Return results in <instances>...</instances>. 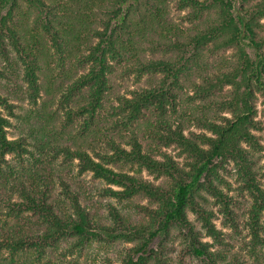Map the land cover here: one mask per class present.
<instances>
[{
  "label": "trees",
  "instance_id": "16d2710c",
  "mask_svg": "<svg viewBox=\"0 0 264 264\" xmlns=\"http://www.w3.org/2000/svg\"><path fill=\"white\" fill-rule=\"evenodd\" d=\"M19 1L0 0V41L4 42L5 28L11 38L15 39V30L8 26V20ZM26 1L40 14L44 13L43 9H47L55 17L58 6H55L54 0H50V5L46 0ZM73 1L79 4L80 9L83 5L89 9L96 2ZM103 1L109 2L105 28L103 31H94L93 35L99 38V42L91 44L89 54L81 57L84 59H81V63L91 65L89 71L72 86L73 91L87 90L86 103L80 106L79 111L89 115L92 120L97 111L104 107L102 102L111 90L109 76L114 72V63L132 61L127 68L134 71L138 79L145 74L162 73L164 80L150 90L135 92L132 98H120V106L112 108L113 115L118 117L114 127L123 126L131 131L129 140H126L129 150L112 140L109 144L113 152L102 154V161H99L82 149L72 150L66 146L58 148L65 161L73 163L78 160L79 176L91 173L95 181L110 187L90 186L72 175L69 169L67 173L57 176L65 198L54 204L50 202L56 187L54 173L47 168L38 169L41 163L38 158L32 164L22 166L25 183L16 186L14 194L6 201L0 194V236L3 235V239H0V264H42L44 260V264H87L77 259L68 261L67 254H62V258L57 254L50 255L58 253V248L64 244L67 252L73 255L74 248L82 251L93 241L115 247L111 251L115 261L110 264H172L170 251L174 248H166L163 243L169 239L171 242L175 240V230L179 231L188 249L202 264H239L238 261L234 262L237 258H233V262H220L218 255L208 249L209 244L201 241V238L207 236L220 242L222 235L213 224L215 213L208 210L209 199L201 192L205 191L218 201L228 223L235 222L236 215L231 209L232 198L215 184L223 180L221 173L227 171L226 165L230 163L237 165L244 189L253 197V205L249 208V226L254 245L252 253L264 262V250H256L259 244L264 246V236L261 235L264 231V188L261 187L248 149L259 146L253 134V130L260 129L256 120L259 97H262L264 103V0H177L175 7L178 10H192L185 19L195 25L194 32L185 41L181 28L169 20L167 0ZM7 5H11L10 12L7 17H2L1 11ZM134 13L140 15L139 20L132 18ZM88 19L86 15L80 21L81 30H89L84 25ZM48 25L49 31H54V47L60 49L58 30L51 22ZM68 26L69 32H72L73 22L70 18ZM81 30L76 33L78 38ZM154 32L160 34L163 42L152 44H159L157 49L163 48L166 54L178 53L177 60L170 57L169 60L145 61L139 57L144 51L136 49L135 39ZM170 35L175 40H170ZM125 36L127 39L124 40ZM14 42L16 46L18 43ZM44 47L38 53L41 58L23 48L21 60L24 64L28 63L26 78L32 95L38 94L41 87L38 85L36 71L40 68V60L46 61L43 58L47 55ZM157 49L153 46V53ZM229 51H232L231 56L225 57ZM127 56L130 58L127 59ZM194 71L199 73L202 83L192 79ZM183 81L191 84L197 98L211 99L207 109L216 107L231 114L222 123L210 120L207 116L189 117L190 121L194 118L212 135L193 134L194 138H188L183 123L173 128L166 119L169 107L172 106V112H176L179 92L186 87ZM226 88L227 93L221 96ZM71 92L69 90L68 95ZM217 96H221V100L212 99ZM0 104L8 105V101L1 95ZM150 112L151 115L156 114L157 122L149 125L143 139L148 135L166 146L176 145L186 155L188 168L181 167L168 155L164 156V160H159L155 150H144L137 127L138 121ZM76 115L73 109L67 113L70 121ZM8 125V120L0 113V157L18 153L21 158L27 149L22 140L8 139ZM132 127L136 128V132L131 130ZM41 130L42 133L55 131L49 124ZM56 141L58 144L59 140ZM51 143L52 140L38 142L42 152ZM54 157L51 156L47 161L49 165ZM112 165L118 170L112 168ZM128 166L133 174L124 170ZM144 170L154 175L156 180L168 178L170 183L157 185L150 182L142 177ZM18 175L15 170H11V177L16 179ZM114 186L119 189H114ZM15 193L20 198L19 202L13 200ZM94 195L120 203L132 202L139 197L149 200L156 208L131 204L139 215H143L142 221L138 223L107 202L111 218L108 220L97 212H91L88 203L94 201ZM82 202L85 206H82ZM190 212L197 216L205 234L196 230L195 224L190 221ZM10 217L13 225L9 224ZM120 244L122 248H118ZM55 256L57 260L52 261L51 257Z\"/></svg>",
  "mask_w": 264,
  "mask_h": 264
},
{
  "label": "rangeland",
  "instance_id": "374dc122",
  "mask_svg": "<svg viewBox=\"0 0 264 264\" xmlns=\"http://www.w3.org/2000/svg\"><path fill=\"white\" fill-rule=\"evenodd\" d=\"M167 1L169 2V20L173 25L181 28L183 31V41H185L186 37L194 32L195 25L185 19L192 10L180 11L175 7L177 0ZM54 2L55 6H58L55 17L51 16L47 9H43L44 13L40 14V11L36 10L29 1L20 0L12 12V17L8 20V26L15 30L14 40L18 44L14 46L15 42L6 28L4 29V42L0 41V95L8 101V105L0 104V113L9 122L6 128L8 139L12 141L22 140L23 146L27 149V152L22 153L21 158L18 153L8 154L4 158L0 157V194L5 201L9 196L14 194L16 186L19 187L20 184L25 183V176H23L24 173L21 171L23 170L22 166L26 167L32 164L35 161L34 159L37 158L41 161L37 167L38 169L47 168L54 173L56 187L50 198V202L54 204L58 200L65 198L57 176L65 172L67 173L69 169L72 170V175L82 181H86L90 186L98 185L99 187L108 188V184L95 181L91 173L79 176L78 160H74L73 163L65 161L63 155L59 154L58 148L66 146L72 150L82 149L92 158L99 161H102L100 157L102 154L106 152L111 154L113 152L111 144H109L112 140L129 150L130 146L126 145V140H129L131 131L126 130L123 126L119 128L114 127V122L117 121L118 117L113 115L112 108L120 106V98H132L135 92L150 90L164 80L162 73L145 74L141 79H138L137 74L134 71H129L127 68L132 61L126 60L123 63H114V72L109 76L111 90L102 102L104 107L99 109L95 118L91 120L89 115L79 111L80 106L86 103L85 96L87 90L73 91L72 86L81 76L89 71L91 65L81 63V59L84 60L81 57L89 54L91 44L99 42V38L94 37L93 33L96 30H104V22L108 18L106 9L109 8V2L96 0L95 6L91 5L89 9H85V5L81 6L83 8L80 9L79 4L73 0H54ZM46 3L50 5L51 1L46 0ZM59 4H61L60 7ZM10 9L11 5H7L1 11V16L7 17ZM86 15L89 16V19L84 25L89 30H81L80 21L84 20ZM69 18L73 22L72 32H69ZM132 18L139 20L140 15L134 13ZM49 22L58 30L59 42H61L60 49L54 47L52 40L54 31H49ZM79 30L82 33L78 35L80 36L78 38L76 33ZM65 31L68 33L66 34ZM168 38L175 40L171 35ZM125 39H127V36L124 37ZM135 40L136 49L144 51V53L139 54V57L145 61L169 60L170 57L173 60H177L178 58V53L166 54L163 48L157 49L159 44H152L153 42L162 41L159 33H147V36L137 37ZM153 46L157 49L156 53H153ZM24 47L28 51L37 54L39 58H41V54L38 53L41 52L42 47L47 52V55L43 57L46 61L40 60V68L36 71L38 85L39 87L41 86L36 95H32L29 81L26 78L28 63L24 64L21 60ZM231 52L226 53L225 57H230ZM128 58L130 56H127ZM192 79L198 83H202V79L197 71L193 72ZM184 83L186 87L184 91L179 92L180 98L176 103V112H172V106L169 107L166 119L173 125V128L178 127L180 122L183 123L185 136L188 138H194L193 134L212 135L211 131L200 126L194 118L190 121L189 117L207 116L210 120L222 123L224 118H230L231 114L227 111H221L216 107L207 109L211 99L197 98L191 84L188 82ZM69 90L72 91L70 95H68ZM227 90L228 88H226L221 96H224ZM221 96L212 99L221 100ZM256 107L258 112L256 120L260 129L253 130V134L257 137L259 146L255 148L248 147V149L254 160V168L259 175L258 179L260 180L261 187L264 188V103L262 97H259ZM71 109L76 111L77 117L73 116L70 121L67 113ZM185 113L189 116L186 117ZM156 118V114L151 115L150 112L145 118L138 121L137 131L144 150L147 152L155 150V154L159 160H164V156L168 155L176 163L180 164L181 167L188 168L186 155L176 145L166 146L161 142L153 140L152 137L149 138L148 135L146 139H143V134L148 130L149 125L156 124ZM47 124L53 130H57V133L55 131L42 133L41 128ZM64 124H66L65 127L63 126ZM135 127H132L131 130L136 132ZM54 138L59 140L58 144ZM42 140H52V143L48 145V148L44 149V152L41 151L38 144ZM53 155L55 157L49 165L47 161ZM112 168L117 169L114 165H112ZM129 168V166L125 167L124 170L130 172ZM226 168L227 171H222L221 173L223 180L216 181L215 184L219 186L225 195L232 198L231 209L234 215H236L234 216L235 222L228 223L221 211V205L217 203L218 201L205 191L201 192L202 195L209 199L208 210L215 213L213 224L222 232L220 242L207 236L201 238V241L209 244L208 249L211 252H215L222 263L225 261L233 262L235 260L233 258H237L234 262L238 261L240 262L239 264L264 263L261 260L262 258L257 259L252 253L254 245L249 226V208L253 205V197L249 191L244 189V181L237 165L230 163L226 165ZM11 170H15L16 174H19L16 179L11 177ZM142 177L157 185L170 183L168 178L156 180L155 176L149 174L147 170L143 171ZM113 188L119 189L115 186ZM13 200L14 202L20 201L17 193H15ZM107 202L112 203L122 214L132 217L133 221L138 223L142 221L143 215H139L131 204L156 208L149 200L139 197L133 199V203L131 200L120 203L114 199H103L98 195H94V201L88 204L91 212H97L99 216L103 215L110 220ZM82 206H85L84 202H82ZM189 218L195 224L197 231L202 234L206 233L193 212L189 213ZM12 220V217H10L9 224L12 223L13 225L14 222ZM173 234L175 235L173 242L169 239L167 243H163L166 245V248H172V246L174 248L170 251V256L173 260L172 264H202L203 262L188 249L187 242L181 237L179 231L175 230ZM261 235L264 236V231ZM0 239H3V235L0 236ZM71 242L73 243V241ZM119 247L122 248V245L120 244ZM114 248L113 245L105 244V242L93 241L82 251L81 249L74 248L72 250L73 255H71V253L67 252V246L64 244L61 248H58V253L49 255L53 256L57 254L56 256L62 258L64 257L62 254H67L68 261L77 259L87 264H110L115 261V256L111 253ZM155 248L159 249V246ZM256 250H264V246L259 244ZM4 252H8V250ZM56 256L54 258L51 257L52 261L57 260ZM44 263L45 260L42 261V264Z\"/></svg>",
  "mask_w": 264,
  "mask_h": 264
}]
</instances>
